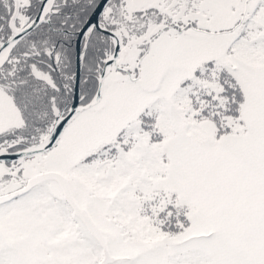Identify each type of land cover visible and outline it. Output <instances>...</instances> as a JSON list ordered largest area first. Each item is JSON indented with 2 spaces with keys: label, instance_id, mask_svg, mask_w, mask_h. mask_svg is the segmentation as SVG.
I'll return each instance as SVG.
<instances>
[{
  "label": "snow or ice",
  "instance_id": "snow-or-ice-1",
  "mask_svg": "<svg viewBox=\"0 0 264 264\" xmlns=\"http://www.w3.org/2000/svg\"><path fill=\"white\" fill-rule=\"evenodd\" d=\"M0 264H264V0H0Z\"/></svg>",
  "mask_w": 264,
  "mask_h": 264
}]
</instances>
